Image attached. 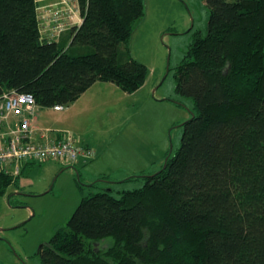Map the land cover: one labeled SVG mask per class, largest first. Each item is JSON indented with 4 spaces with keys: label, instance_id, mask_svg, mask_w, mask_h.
Listing matches in <instances>:
<instances>
[{
    "label": "trees",
    "instance_id": "obj_1",
    "mask_svg": "<svg viewBox=\"0 0 264 264\" xmlns=\"http://www.w3.org/2000/svg\"><path fill=\"white\" fill-rule=\"evenodd\" d=\"M205 1L207 33L175 71L194 100L176 154L140 188L84 196L41 246L43 264H264V0ZM77 2L82 22L64 44L42 38L37 0H0V97L15 89L50 108L98 81L145 84L149 68L126 46L145 0ZM18 178L0 169V197Z\"/></svg>",
    "mask_w": 264,
    "mask_h": 264
},
{
    "label": "rangeland",
    "instance_id": "obj_2",
    "mask_svg": "<svg viewBox=\"0 0 264 264\" xmlns=\"http://www.w3.org/2000/svg\"><path fill=\"white\" fill-rule=\"evenodd\" d=\"M65 9L73 17L77 0L46 9L50 19L57 15L65 24L60 32V22H48L51 40L74 25L66 24ZM147 11L126 45L132 57L149 68L140 89L128 93L116 84H111L114 90L94 87L74 106V116L66 119L67 110L40 106L37 111L38 120L53 129L95 139L106 147V156L91 170L93 160L80 161L87 167L47 160L24 168L18 185L12 184L0 197V264H43L41 246L67 224L84 196L102 190L120 196L122 190L140 188L145 176L161 170L179 149L194 100L177 93L175 71L195 38L207 33L210 9L205 0H147ZM91 50L78 46L71 52ZM94 182L96 186H90ZM111 244L113 238L106 237L97 246L106 249Z\"/></svg>",
    "mask_w": 264,
    "mask_h": 264
},
{
    "label": "built area",
    "instance_id": "obj_3",
    "mask_svg": "<svg viewBox=\"0 0 264 264\" xmlns=\"http://www.w3.org/2000/svg\"><path fill=\"white\" fill-rule=\"evenodd\" d=\"M49 21L60 22L57 24L60 32L65 29V24L57 15L48 18ZM39 108L33 95L15 89L5 91L0 97L1 170L18 177L23 164L55 160L63 165L75 166L81 160L95 157V151L83 145L73 132H57V136L52 137L49 129L38 131L33 128ZM52 108L62 111L65 105L57 104Z\"/></svg>",
    "mask_w": 264,
    "mask_h": 264
},
{
    "label": "crops",
    "instance_id": "obj_4",
    "mask_svg": "<svg viewBox=\"0 0 264 264\" xmlns=\"http://www.w3.org/2000/svg\"><path fill=\"white\" fill-rule=\"evenodd\" d=\"M64 1H75V0H61V1L60 0H37L38 17H39V21H40L41 34H42V38L43 39L49 40L50 35H51L49 33V31H48V18H49V15H47L48 13H47L46 9L50 8L52 6V4H55V3H60L61 4ZM145 2H146V11H147V0H145ZM62 6L64 7V6H67V5H62ZM68 6H69V3H68ZM148 10H149V8H148ZM63 14H64L63 18H64V20H66V23L68 25L70 23L71 24L73 23L74 24L73 26H75V25H79V24H75V23H77V22L81 23L82 22V16L80 14L79 7L76 10V12L73 14L74 16L72 15L73 17H71V16L69 17V13L66 11V9L63 10ZM71 20H72V22H71ZM68 27H66L67 29L65 31H63L54 40L59 41V42L64 43V44H69L71 38L69 36ZM70 27H72V26L70 25ZM109 83L110 82H101V81L96 82L84 94H82L81 97L78 100H76L73 104L69 105V107L65 106V109L62 110V111L67 110L68 115H65V117L63 119L69 118V116L70 117L74 116V114H75V112L77 110L76 107L74 108V106H76V104H78L82 100V98H84L88 94V92L90 90H92L94 87L95 88H99V89H103V90H105V88H112L114 90L115 89V87H113L114 85H111L113 83H110V84ZM102 84H107V85H102ZM96 86H99V87H96ZM106 86H112V87H106ZM32 125H33V128L37 129L38 131L48 130V129L51 130L50 133L52 134V137H56L57 136V132H63V131L73 132V131L67 130V129H53L50 126H47L46 124H44L40 120H38L37 116L33 120V124ZM75 135H76L77 138H79L81 140L82 143L92 147L94 149V151H95V157L92 159L93 161L90 160L91 161L90 162V164H91L90 170H91L92 168L95 167V165L97 163H99L106 156L105 152L107 151V149H106L105 146H102V145L98 144L97 141H95V139H93V138H91V137H89L87 135H85V136L78 135V134H75ZM30 164L31 163L23 164L22 172L24 171L25 167L28 168V166H32V164H35V162L32 163L31 165ZM86 164L87 163L80 162L81 166H83V165H85V167L89 166V165H86ZM22 172H21V174H22ZM87 174L90 176V180L94 179L93 176H91L92 174L90 173V171H88ZM99 175H103V174L100 173Z\"/></svg>",
    "mask_w": 264,
    "mask_h": 264
},
{
    "label": "water",
    "instance_id": "obj_5",
    "mask_svg": "<svg viewBox=\"0 0 264 264\" xmlns=\"http://www.w3.org/2000/svg\"><path fill=\"white\" fill-rule=\"evenodd\" d=\"M165 167H166V165H165Z\"/></svg>",
    "mask_w": 264,
    "mask_h": 264
}]
</instances>
